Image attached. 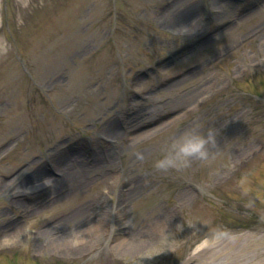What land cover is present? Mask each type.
Masks as SVG:
<instances>
[{"label":"rangeland","instance_id":"374dc122","mask_svg":"<svg viewBox=\"0 0 264 264\" xmlns=\"http://www.w3.org/2000/svg\"><path fill=\"white\" fill-rule=\"evenodd\" d=\"M205 1L0 0V264H188L207 242L264 264V100L235 85L264 70V0ZM189 132L207 159L157 170ZM92 145L110 159L81 186L29 182Z\"/></svg>","mask_w":264,"mask_h":264},{"label":"clouds","instance_id":"9594fccd","mask_svg":"<svg viewBox=\"0 0 264 264\" xmlns=\"http://www.w3.org/2000/svg\"><path fill=\"white\" fill-rule=\"evenodd\" d=\"M211 138L210 134L203 136L191 132L185 133L173 142L162 159L156 161L155 168L159 171H168L170 168L187 167L192 159H207V146Z\"/></svg>","mask_w":264,"mask_h":264},{"label":"bare ground","instance_id":"6f19581e","mask_svg":"<svg viewBox=\"0 0 264 264\" xmlns=\"http://www.w3.org/2000/svg\"><path fill=\"white\" fill-rule=\"evenodd\" d=\"M187 27H189V26L188 25L184 26V28H187ZM115 134L118 136L120 133L115 131ZM73 157L74 158L70 162L69 161L66 162V165H64V166L62 165V168H64V176L67 177V179H69V180L74 179L76 181V183L79 186H81V182H82L83 177H84L83 174L84 173L86 174L87 172H90V171L92 172L94 169H97V166H96V164L84 163V159L82 157H79V158H81V161H79L78 157H76V156H73ZM78 168H81V170H78ZM85 169H87V170H85ZM39 176L40 175H37L36 177H39ZM41 176H42V178L49 177L48 171L47 170L44 171ZM30 178H35V175H33V176L30 175ZM28 180L30 183L33 182V180H30V179H28ZM43 183H46V181H43ZM43 183L41 180H35L34 181V185H42ZM60 183L62 184L63 182L62 181L57 182L58 187L60 186ZM28 187H30V186H28ZM135 241L140 242V240H136V238H135ZM129 243H131V242H129ZM122 244L124 245V242H122Z\"/></svg>","mask_w":264,"mask_h":264}]
</instances>
